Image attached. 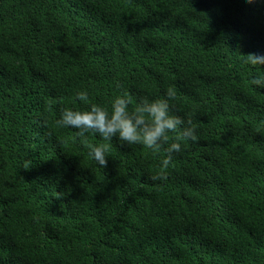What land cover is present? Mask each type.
I'll list each match as a JSON object with an SVG mask.
<instances>
[{"label": "trees", "instance_id": "16d2710c", "mask_svg": "<svg viewBox=\"0 0 264 264\" xmlns=\"http://www.w3.org/2000/svg\"><path fill=\"white\" fill-rule=\"evenodd\" d=\"M264 0H0V264H264ZM190 120L166 172L111 141L95 165L76 99L164 98ZM169 139H172L170 134ZM89 143H107L88 134Z\"/></svg>", "mask_w": 264, "mask_h": 264}, {"label": "clouds", "instance_id": "9594fccd", "mask_svg": "<svg viewBox=\"0 0 264 264\" xmlns=\"http://www.w3.org/2000/svg\"><path fill=\"white\" fill-rule=\"evenodd\" d=\"M243 63L264 65V54H248ZM257 88H264V75L254 76L250 82ZM175 89L169 87L164 98H139L136 106L127 91H120L108 102L89 104L86 90L76 92V99L87 105V110L64 109L56 121L58 127L76 130L81 144L87 149V155L95 165L107 164L111 141L115 138L126 145H142L154 154L163 152L159 160L160 172L154 180H166L173 157L182 151V142L197 141L196 129L190 120L176 115L170 101L175 98ZM88 134L96 135L107 143L93 144L88 141ZM170 134L172 139L170 140Z\"/></svg>", "mask_w": 264, "mask_h": 264}]
</instances>
